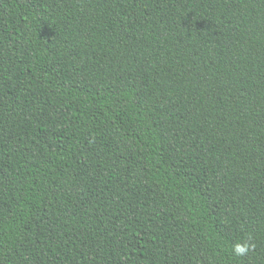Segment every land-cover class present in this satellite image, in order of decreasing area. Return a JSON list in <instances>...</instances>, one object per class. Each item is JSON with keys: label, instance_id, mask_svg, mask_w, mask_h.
<instances>
[{"label": "trees", "instance_id": "obj_1", "mask_svg": "<svg viewBox=\"0 0 264 264\" xmlns=\"http://www.w3.org/2000/svg\"><path fill=\"white\" fill-rule=\"evenodd\" d=\"M0 264H264V0H0Z\"/></svg>", "mask_w": 264, "mask_h": 264}, {"label": "clouds", "instance_id": "obj_2", "mask_svg": "<svg viewBox=\"0 0 264 264\" xmlns=\"http://www.w3.org/2000/svg\"><path fill=\"white\" fill-rule=\"evenodd\" d=\"M255 248V244L252 242L251 237L246 241L236 242L232 245V252L235 256L244 257L249 254V252L253 251Z\"/></svg>", "mask_w": 264, "mask_h": 264}]
</instances>
